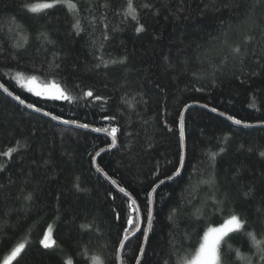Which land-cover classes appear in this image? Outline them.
I'll return each instance as SVG.
<instances>
[{
    "label": "trees",
    "instance_id": "1",
    "mask_svg": "<svg viewBox=\"0 0 264 264\" xmlns=\"http://www.w3.org/2000/svg\"><path fill=\"white\" fill-rule=\"evenodd\" d=\"M43 2L0 0V264H117L139 219L120 264H184L232 214L217 264H264V0Z\"/></svg>",
    "mask_w": 264,
    "mask_h": 264
},
{
    "label": "snow or ice",
    "instance_id": "2",
    "mask_svg": "<svg viewBox=\"0 0 264 264\" xmlns=\"http://www.w3.org/2000/svg\"><path fill=\"white\" fill-rule=\"evenodd\" d=\"M57 4H62L65 7H67L70 11H75L77 9V5L74 2V0H51V2H47V0H45V2L40 3V4H25V8L31 12V13H37V12H41L45 9H50L52 7H54ZM105 7H107L108 5L105 4ZM143 7H148L147 4L143 5ZM125 15L126 16H130L133 20H137L138 16H137V10L133 5V0H127V6L125 9ZM73 27L79 32L80 30V21L77 20L76 23L73 25ZM143 30V26H138L136 28V31L139 33ZM250 39V38H249ZM233 51L237 54H239L240 52V48L236 47L233 49ZM35 77L31 78L32 83L35 82ZM5 91H7V89H5ZM28 91L32 92L34 91V89L29 88ZM47 92H51L53 93L52 97L53 99H70V97L65 95V92L60 88V85L58 83H56L55 81L49 82L45 85H43V87L38 90L35 91V95L36 96H42ZM9 95H11V93H9ZM87 96H92V92H87L86 93ZM15 99L19 100V102L21 104H24L25 101L20 99L19 96L15 97ZM96 99H100V97H96ZM29 108H33L34 106L32 104H28L27 105ZM35 111H41V109L39 108H35ZM213 112L216 111V109H212ZM44 115H51L48 112H45ZM183 115V113H181V116ZM221 115H223V113H221ZM52 120H59L60 117L56 116V115H52L51 116ZM105 119H109V117H105ZM228 120H232L234 123L236 124H241V120L239 119H234V117L232 116H228L227 117ZM64 123H75V121H63ZM81 127H85L87 128L88 125L84 124V125H80ZM252 125H245V127H251ZM96 131H99V129H96ZM117 129L116 128H112L111 132L113 137L115 136ZM181 137L183 138V133H181ZM115 142V141H113ZM12 150L9 149V151L4 152L3 155L4 156H10L11 155ZM261 155H264V153H261ZM215 156V154H213V157ZM181 159H183V157H181ZM94 161V158H93ZM179 174V169H177V172L174 173V175H178ZM173 177H167V179L171 180ZM161 184L164 183V181H160ZM121 192H124V189L121 188L120 189ZM149 197H151V193H149ZM27 199H31V196L29 195L27 197ZM138 211V209H136ZM148 217H149V222H151V217H152V210L149 207L148 209ZM128 224L130 226L133 225V218L130 216L128 218ZM246 222L241 221L240 218L236 215V214H232L230 215L227 219L224 220V222L219 226V227H212V228H208L202 237V242L199 244L198 249L196 250V254L194 256V258L192 259V261L190 262V264H216L217 262V258H218V245L220 244L222 238L228 236L229 233L234 232V231H238L241 230L244 226H245ZM51 231V226H49L48 230H46L44 232L43 238L39 240L40 245H42L44 248H50L53 246V244L55 243L54 241L50 244L49 243V239H50V233ZM125 231L127 232L128 229H125ZM247 236L249 237V239L252 242V246L255 247L257 249V251L260 253L261 255V259L264 260V248L261 247L262 244H264V240H258L256 238V235L254 232H248ZM120 245L121 247L124 246V240L120 241ZM25 245L24 244H20L18 246H16L15 248H13V250L11 251L10 255L3 261V264H11L12 261H14L22 252V250L24 249ZM229 250L231 251V245L228 246ZM236 251V257L237 259H248L249 264H251V257H244V255L237 249ZM141 252H143V247L141 246ZM66 264H71V261H67ZM138 264H139V260H138Z\"/></svg>",
    "mask_w": 264,
    "mask_h": 264
},
{
    "label": "water",
    "instance_id": "3",
    "mask_svg": "<svg viewBox=\"0 0 264 264\" xmlns=\"http://www.w3.org/2000/svg\"><path fill=\"white\" fill-rule=\"evenodd\" d=\"M181 142H183V138L181 137ZM182 147H183V143H182ZM184 156V153H183V149H182V157ZM183 160V159H182ZM152 194L153 192L151 193V197H150V200L152 201ZM129 198V197H128ZM133 204H134V207L135 209H138L137 205L135 204V202L129 198ZM137 211V210H136ZM137 215L139 216V211H137ZM149 225H150V222L148 221V225H147V229H146V235L148 234V231H149ZM141 229V222H140V219H139V222H138V227L137 229L129 236H127L125 239H124V245L130 240L132 239L133 237H135L137 235V233L140 231ZM124 247V246H123ZM121 245H120V248H119V251H118V256H117V264H120V254H121V251H122V248Z\"/></svg>",
    "mask_w": 264,
    "mask_h": 264
},
{
    "label": "rangeland",
    "instance_id": "4",
    "mask_svg": "<svg viewBox=\"0 0 264 264\" xmlns=\"http://www.w3.org/2000/svg\"><path fill=\"white\" fill-rule=\"evenodd\" d=\"M31 85H32V86H31ZM27 87H28V88H32V89L37 90V91L40 90V88L33 86V83L27 85ZM49 94H50V92H47V93H45V94L42 95V96H49ZM218 227H219V226H218ZM231 233H232V232H231ZM49 234H50V233H49ZM229 234H230V233H229ZM222 239H223V238H222ZM221 241H222V240H221ZM49 242H50V240H49ZM50 244H51V242H50ZM218 246H219V245H218ZM217 252H218V249H217ZM195 254H196V253H195ZM195 254L193 255L192 258H190V259H189L188 261H186L184 264H190V262L192 261V259H193L194 256H195ZM7 257H8V256H7ZM7 257H6V258H7ZM6 258H5V259H6ZM5 259H4V260H5ZM4 260H3V261H4ZM3 261H2L1 264H3ZM217 261H218V258H217ZM12 262H13V261H12ZM12 262H11V263H12ZM216 264H217V262H216Z\"/></svg>",
    "mask_w": 264,
    "mask_h": 264
}]
</instances>
